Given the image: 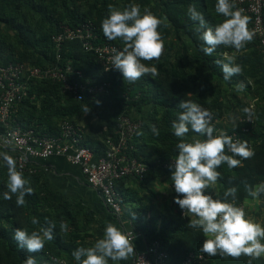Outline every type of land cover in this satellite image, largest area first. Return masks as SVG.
<instances>
[{
    "label": "trees",
    "instance_id": "trees-1",
    "mask_svg": "<svg viewBox=\"0 0 264 264\" xmlns=\"http://www.w3.org/2000/svg\"><path fill=\"white\" fill-rule=\"evenodd\" d=\"M156 3L159 7L158 18L165 22L171 30L181 33L188 40L186 44L192 51L188 61H183L180 57L172 64L161 62L156 64L158 75L154 79L143 76L134 83H129L119 72H111L107 77L102 76L100 68L95 64L94 56L83 52L78 42H68L61 48V59L58 65L71 66L73 70L82 73L84 79L108 81L110 83L109 94L95 96L92 99L84 96L82 101H76L69 94L61 93L60 84L38 82L30 88L28 96L19 103L14 116L16 122L26 129L32 128L40 132L56 134L58 132L57 122L67 121L74 124L73 117L83 113V107L86 105L94 117L105 122L106 127L96 141L85 134L83 143L97 156H102V141L107 136L114 135L116 118L119 115H129L131 119L140 121L141 127L138 132L142 133L137 135V132L130 144L138 147L137 142H143L142 147H138L142 156L140 157L134 150L130 151V155L142 161L146 167L159 172L161 163L178 154L176 144L180 142V138L172 134L171 123L180 112L178 104L182 100L196 102L212 113V120L218 121L215 125L217 127L213 126L214 133L217 128L227 134L234 131L239 132V129L246 124L238 122L234 129H223L219 126L224 100L230 99L222 88L229 86L237 90L243 84L244 89L252 90L255 95L257 94L256 96L260 94L264 96V73L261 74L264 69V55H261L255 48V42H253L255 47L252 52L246 55L223 45L217 46L211 56L203 54L200 50L202 41L197 31L198 24L189 18L188 9L193 7L202 13L208 26L212 27L222 23L225 19L222 15L215 13L216 0H158ZM109 5L115 8L116 1L0 0V64L24 63L39 68L54 66L57 64L56 50L51 37L60 32L61 26L76 28L87 21L95 26L100 42L107 41L110 44L124 47L119 39L109 41L103 36L101 22L108 15ZM249 26L250 18L248 28ZM9 32L13 34L20 48L17 51V57L12 49L14 47L7 43ZM225 55L234 56V62L242 68L240 74L234 75L228 81L223 80L221 68L215 63L217 60L223 61ZM143 62L150 63V61ZM234 86L238 87L235 89ZM127 89L129 100L125 101L121 95ZM252 99L253 97L249 103ZM227 104L229 108L232 105L230 102ZM246 107L248 108V103H239L241 119L245 117L242 109ZM252 116L254 124L250 125V131L242 137L244 141L251 142L254 155L243 159L238 167L230 169L222 163L217 168L220 173L217 181L219 190L217 199H223L225 190L235 187L237 189L235 204H240L245 199L251 198L246 186L253 187L264 183V144L259 143V140L264 138V130L262 131L264 98L260 101V105L256 106ZM152 125L159 130L158 136L152 135L150 131ZM93 134L97 135V132ZM189 138L190 134L187 133L184 142H191ZM24 177L29 181L33 193L26 195L25 204L18 207L15 204V194L9 193L12 198L3 199V193L8 191L7 170L5 167H0V264H24L28 256L34 257L37 264H79L73 259L72 252L79 248L87 238L92 239L93 244L97 239L102 238L103 233L98 230L92 232L88 230L93 216L83 213L79 205L64 200L60 193L50 191L40 180L41 173L32 176L24 175ZM126 179H134L141 189L148 190L145 186V175L142 180ZM205 191L210 193L209 188ZM228 201L232 202V198L229 197ZM122 208L124 211L123 200ZM108 212L115 217L110 211ZM134 212L138 216L140 214L144 216L142 203L137 205ZM33 217L37 218L38 224L31 223ZM182 220L185 219L180 218L177 206L176 213L169 218L162 219L158 228L153 217L144 226L139 225L141 221L137 220L133 222L132 227L134 233H140L143 236L146 246L157 241L162 249L168 251L170 262L178 264L187 254L201 252L200 248L206 239L200 230L192 229L187 221ZM61 223L68 225L66 230L60 229ZM49 224L54 226L53 239L46 241L40 252L29 253L18 247L13 239L16 229L25 230L30 234L32 231H39L41 227H48ZM220 255L229 256L220 253L215 256L207 255L212 259L210 264L215 262L222 264ZM237 260L238 258H234L232 264H238ZM252 261L251 264H254ZM131 262L132 259L129 257L127 260L120 261V264H131ZM255 262L264 264V259H255ZM240 263L249 264V260H243Z\"/></svg>",
    "mask_w": 264,
    "mask_h": 264
},
{
    "label": "clouds",
    "instance_id": "clouds-1",
    "mask_svg": "<svg viewBox=\"0 0 264 264\" xmlns=\"http://www.w3.org/2000/svg\"><path fill=\"white\" fill-rule=\"evenodd\" d=\"M214 10L225 19L222 23L209 27L202 13L193 7L188 9L189 18L198 24L197 31L202 41L200 50L204 55L211 56L217 46L221 45L231 47L237 52L243 49L255 35L254 31L248 28L249 17L243 14V10L235 7L234 0H216ZM160 23L161 20L148 9L145 8L141 12L139 4H129L123 10L109 5L108 15L101 22V30L107 40L119 39L123 43L122 51L114 50L111 68L118 71L129 83H134L143 76L154 79L158 75L155 63L149 65L143 61H158L164 51V41L157 31ZM215 63L220 66L224 81L242 71L231 55H225L223 61L217 60ZM240 87L243 88L244 85L241 84ZM178 108L180 112L171 123L172 134L180 138V142L176 144L178 154L169 164L173 189L178 194L173 198V203L184 215L188 213L194 217L188 221L189 227L198 229L204 236L209 237L204 239L201 252L208 256L220 253L233 258L244 255L250 258L251 264L252 260L264 257V243L261 242L264 241V227L246 219L243 208L235 206V187L225 190L223 199H214L205 190L218 181L220 173L217 168L222 163L230 169L235 168L241 165L243 159L252 157L254 153L248 147L247 141L234 142L222 131L214 135L212 113L200 104L182 100ZM89 110V107L84 105V113L87 114ZM242 111L251 119L249 108L246 107ZM230 119L235 126L237 118ZM216 122L218 123L217 120ZM190 130L203 139L193 137L191 142H184L185 135ZM150 131L153 136L159 135L155 125L150 127ZM226 150L231 155L227 154ZM0 167L7 170L8 191L3 193V199L9 200L12 198L9 193L15 194L16 206H23L25 196L33 193L29 181L17 170L16 160L8 152L0 151ZM246 189L248 195L254 199L264 195V183L254 187L246 186ZM229 197L232 202L228 201ZM31 223L38 224L37 218L33 217ZM53 227L49 224L48 227H41L39 231H32L30 234L25 230L16 229L13 239L18 247L29 253L40 252L45 242L53 239ZM67 227L66 223L60 224L61 230H66ZM133 254L134 244L131 236L113 223H106L102 238L97 239L91 247L76 248L72 257L79 264H109V261L119 264ZM24 264H37V261L28 256Z\"/></svg>",
    "mask_w": 264,
    "mask_h": 264
},
{
    "label": "built area",
    "instance_id": "built-area-1",
    "mask_svg": "<svg viewBox=\"0 0 264 264\" xmlns=\"http://www.w3.org/2000/svg\"><path fill=\"white\" fill-rule=\"evenodd\" d=\"M235 7L243 10V14L250 18L249 29L255 35L252 42L256 43V49L264 55V0H234ZM56 50V62L54 66L45 68L31 67L24 63L8 65L0 64V151L9 152L16 160L17 170L23 175L32 176L40 173L41 168L32 165L34 160H47L49 158H63L72 166L80 168L85 183L97 193L104 207L115 217L120 218L122 208V196L118 192V182L126 178L142 180L146 171V165L132 157L130 142L141 127L139 120L135 121L129 115H119L114 126V135H109L102 141L103 155L97 156L88 146L84 145L85 132L77 125L67 121L57 122L58 132L49 134L32 128H23L15 120V114L19 103L28 96L30 88L38 82H52L62 86L61 93L69 94L74 100L82 101L84 96L90 99L95 96H107L110 83L106 80H88L82 73L75 71L71 66H59L61 48L68 42H78L83 52L92 54L95 64L100 68L101 75L107 77L111 72H118L111 68V57L115 51H122L123 47L100 42L95 32V26L87 21L76 28L61 26L60 32L51 37ZM80 80V81H79ZM127 89L121 97L128 101ZM253 114V103L248 105ZM214 126L216 120L211 121ZM243 125L239 132H232L233 141H244L243 135L250 131V125L254 124V117L246 116L239 119ZM221 130L216 129L214 135ZM223 132V131H222ZM252 150L251 142H247ZM227 153V150H226ZM231 154V153H227ZM175 157L161 163V171H170L169 164ZM47 170V169H46ZM171 192H174L171 184ZM243 208L242 204H235ZM179 208V207H178ZM187 214V213H186ZM179 209L181 219L186 218ZM246 216V214H245ZM134 240L140 237V233L126 232ZM208 256L203 253H189L178 264H205ZM131 264H173L166 249H162L157 241L151 243L143 251L137 252Z\"/></svg>",
    "mask_w": 264,
    "mask_h": 264
},
{
    "label": "crops",
    "instance_id": "crops-1",
    "mask_svg": "<svg viewBox=\"0 0 264 264\" xmlns=\"http://www.w3.org/2000/svg\"><path fill=\"white\" fill-rule=\"evenodd\" d=\"M254 47L255 46L253 42L250 41L238 53L245 55L249 54L250 52H252ZM262 71L261 74L264 73V69ZM242 90L243 89H239V87L237 88L238 97H240V94H242ZM256 95L254 94L252 99L254 110H256V106L258 107L260 105V101L264 98L262 94L258 96ZM234 101L235 99L224 100L222 117L219 120V126L223 129H234L238 125L241 116V110L239 108V103H237L236 106L233 105ZM229 102L232 103L230 108L227 104ZM231 117L237 118L235 126L231 122ZM73 123L81 127L85 134H88L93 141L99 139L100 133L104 131L106 127L105 122L98 120L90 112H88L87 114H85L84 112L79 113L77 116L73 117ZM262 127L263 131L264 123ZM95 131L97 132V135L93 134ZM259 132H261V128H259ZM188 134H190V140L193 139V137H196L195 134ZM259 143L264 144L263 137L261 138V140H259ZM142 145L143 142H137V146L139 148H141ZM131 146L132 149L141 157L142 154H140V149L132 143ZM8 154L10 153L8 152ZM32 165L37 168H41L40 180L44 182L45 186L48 187L50 191L60 193L64 200L79 205L83 209V213H89L93 216V221L90 222L88 227L89 232L98 230L99 232L103 233V229L106 223H113L125 233L128 231L133 232V222L137 220L141 221V224L139 225L144 226V224L150 222L151 217L156 220V227L158 228V225L160 224L162 219L169 218L176 213L177 205L173 203L174 196L170 188L172 184L170 171L159 172L156 169L147 167L148 169L145 174V186L148 190L141 189L139 187V184L134 179H124L120 181L117 186L118 192L123 199L124 211L121 214L120 218L116 219L104 207L97 193L85 183L84 177L82 176L79 167L72 166L63 158L58 157L49 158L47 160H34L32 161ZM209 190L213 198L217 199L219 191L217 182L215 185H210ZM141 203L142 208H144L145 211L144 216L141 214L138 216L134 212L137 205ZM242 204L245 208V218L255 223H259L262 227H264V195H261L255 199L253 197H251L250 199H245ZM192 218L194 217L191 214L187 213L185 220L182 221L188 222ZM204 238L207 239L209 237L204 236ZM261 242L264 243V241ZM133 244L134 254L130 256L132 260L137 252L143 251L147 247L143 236L136 237L133 240ZM91 246H93V243L92 239L89 238L85 239L82 245H80V247ZM177 253L179 252L177 251ZM220 258L222 264H232V262L234 261V258L231 256L220 255ZM261 258L264 259V257ZM243 260H249V257L241 255L240 257H238V264H241L240 262H242ZM208 261V264L212 263V259H210L209 257ZM252 262H254V264L257 263L255 262V260H253ZM109 264H112V262H110ZM214 264L217 263L215 262Z\"/></svg>",
    "mask_w": 264,
    "mask_h": 264
},
{
    "label": "rangeland",
    "instance_id": "rangeland-1",
    "mask_svg": "<svg viewBox=\"0 0 264 264\" xmlns=\"http://www.w3.org/2000/svg\"><path fill=\"white\" fill-rule=\"evenodd\" d=\"M116 1V7L120 10H123L124 7L128 6L129 4H139L141 8V12L146 8L148 9L153 15H155L157 18V13L159 12V7L156 2L158 0H115ZM157 31L160 33L162 40L164 41V51L162 52L160 58L158 61H150V65L160 64L161 62H166L169 64H172L176 62L177 60L182 58V60L188 61L191 58L192 51L187 46V39L181 35V33H176L174 30H171L170 27L161 20L160 25L158 26ZM7 33V32H6ZM7 39V43L9 45H12V48L14 50L15 56L17 57L18 50H20L18 44H16V40L12 33L9 32ZM235 89L238 86H234ZM242 89V88H239ZM222 90H224L225 95H227L231 100L235 99L233 102V105L236 106L237 103L241 104H247L251 101V98L254 96V93L252 90H247V88H243L242 94H240V97L237 96L238 92L237 90H234L231 87H223ZM253 94V96H252ZM188 133H193L191 130ZM193 135V134H191ZM198 138L199 136L195 134ZM200 138V137H199ZM192 140V139H191Z\"/></svg>",
    "mask_w": 264,
    "mask_h": 264
}]
</instances>
